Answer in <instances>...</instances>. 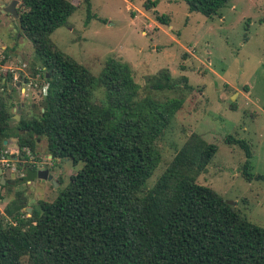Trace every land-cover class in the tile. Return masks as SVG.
<instances>
[{
  "label": "trees",
  "instance_id": "1",
  "mask_svg": "<svg viewBox=\"0 0 264 264\" xmlns=\"http://www.w3.org/2000/svg\"><path fill=\"white\" fill-rule=\"evenodd\" d=\"M18 1L20 31L39 61L31 73L45 78L47 92L38 115L21 117L15 129L14 104L0 95V157L9 155V138L23 154L25 148L35 152L44 137L51 160L82 165L53 201L39 202L29 217L19 213V193L5 207L11 222L0 219V264H264V227L197 181L216 152L199 134H191L146 187L160 160L156 140L181 98L140 95L125 61L108 57L93 75L54 49L49 34L76 9L70 0ZM184 1L189 11L211 17L229 0ZM84 2L89 8L90 0ZM8 82L12 74L0 71V93L11 94ZM149 82V91L175 87L167 69ZM98 89L101 98L95 97ZM227 141L244 148L243 172L253 176L247 143L232 136Z\"/></svg>",
  "mask_w": 264,
  "mask_h": 264
},
{
  "label": "rangeland",
  "instance_id": "2",
  "mask_svg": "<svg viewBox=\"0 0 264 264\" xmlns=\"http://www.w3.org/2000/svg\"><path fill=\"white\" fill-rule=\"evenodd\" d=\"M70 1L76 9L66 24L49 34L54 49L93 75L102 70L108 57L125 61L140 85V95L150 93L160 101L182 100L156 140L160 160L146 187L154 184L188 137L197 133L216 146L197 181L213 188L249 221L264 227V0H229L211 17L189 11L184 0H90L89 8L84 0ZM2 44L6 48L0 50V64L7 56L5 65L16 71L7 69L12 77L19 74L17 67L27 77L10 95L4 90L0 93L7 103L11 100L14 104L9 112L13 116L10 126L15 129L21 117L38 115L46 82L40 74L32 75L30 67L39 66L35 50L21 33L17 18L6 13L0 14ZM162 69L169 71L175 87L147 90L149 77ZM94 93L101 98V89ZM229 136L249 146L252 156L247 171L253 176L243 172L247 160L244 148L228 142ZM40 138L35 152L28 148V154L13 147L15 138L5 144L4 151L15 158L10 166L2 167L5 183L0 181V219L4 223L11 222L5 207L12 205L17 193L21 195L16 203L20 204L19 213L29 217L39 202L53 201L82 165L69 159L51 160L46 140ZM34 158L39 160L37 165L49 169L57 183L38 178L27 181L26 171L17 162L30 163Z\"/></svg>",
  "mask_w": 264,
  "mask_h": 264
},
{
  "label": "water",
  "instance_id": "3",
  "mask_svg": "<svg viewBox=\"0 0 264 264\" xmlns=\"http://www.w3.org/2000/svg\"><path fill=\"white\" fill-rule=\"evenodd\" d=\"M17 3L18 0H10L7 4H2L0 7V14L2 13H7L10 14L13 18H18V12H17ZM8 88L10 89L12 87V83L8 82ZM18 85V83H16V86ZM18 112V110L16 111ZM14 118H19V116L14 117ZM22 131V130H21ZM6 140L4 141V144H6ZM13 158H15L14 156H12ZM0 174H1V184L5 183V179L4 176L2 175V168L0 167ZM26 179L28 182H30L32 179L38 178V179H44V180H50L53 183H57L55 179L52 178V176L49 174V170L47 169H31V168H27L26 169V175H25Z\"/></svg>",
  "mask_w": 264,
  "mask_h": 264
},
{
  "label": "flooded vegetation",
  "instance_id": "4",
  "mask_svg": "<svg viewBox=\"0 0 264 264\" xmlns=\"http://www.w3.org/2000/svg\"><path fill=\"white\" fill-rule=\"evenodd\" d=\"M2 67H3V66L0 64V71L3 70ZM7 69H8V68H7ZM7 69H6V72H9ZM4 70H5V68H4ZM17 70H20V72H19V77L17 78V80H16L15 82H13V85H12V87L10 88V89H12V91L14 90V88H19V89H20L21 86L24 85L25 82H26V80H27V78H26L25 75L23 74V69H22L21 67H17ZM16 83H18L17 86H16ZM8 89H9V88H8ZM10 89H9V90H10ZM12 91H11V92H12ZM37 161H39V160H37ZM21 165H23V167H25V171H26L27 168H31V169H34V170H37V169H47V168H45V167H43V166L35 165L34 162H33L32 164L29 163V162H22ZM47 170H49V169H47ZM25 175H26V173H25Z\"/></svg>",
  "mask_w": 264,
  "mask_h": 264
},
{
  "label": "built area",
  "instance_id": "5",
  "mask_svg": "<svg viewBox=\"0 0 264 264\" xmlns=\"http://www.w3.org/2000/svg\"><path fill=\"white\" fill-rule=\"evenodd\" d=\"M9 71L11 72V73H15L16 71L14 70V69H9ZM19 77V74H14L13 75V77H12V79H13V82L14 81H16L17 80V78ZM26 77V76H25ZM27 78V77H26ZM46 92H47V84H44L43 85V87H42V94L43 95H45L46 94ZM25 151H26V153L28 154V152L30 151L28 148H25ZM30 153V152H29ZM12 157H9V156H1L0 157V165H2V166H0L1 168L2 167H8V166H10L11 165V163H12ZM37 160L38 159H36V158H34V160H30V163L32 164L33 162L35 163V165H37ZM21 168L25 171V167H23L22 165H21Z\"/></svg>",
  "mask_w": 264,
  "mask_h": 264
},
{
  "label": "crops",
  "instance_id": "6",
  "mask_svg": "<svg viewBox=\"0 0 264 264\" xmlns=\"http://www.w3.org/2000/svg\"><path fill=\"white\" fill-rule=\"evenodd\" d=\"M10 0H0V7H1V5L2 4H7L8 2H9ZM7 14V13H6ZM10 15V14H9ZM6 47H5V45H1L0 46V50H4ZM9 60V57H7L6 56V59L4 58V64L2 65L3 66V68H5V69H10V65L8 64V66H6L5 64L7 63V61ZM17 60H22V57L19 55L18 57H17ZM13 117V116H12ZM2 173H3V169H2Z\"/></svg>",
  "mask_w": 264,
  "mask_h": 264
}]
</instances>
